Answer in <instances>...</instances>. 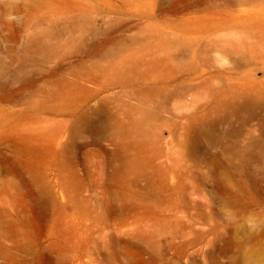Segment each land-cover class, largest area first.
<instances>
[{
  "label": "rangeland",
  "instance_id": "1",
  "mask_svg": "<svg viewBox=\"0 0 264 264\" xmlns=\"http://www.w3.org/2000/svg\"><path fill=\"white\" fill-rule=\"evenodd\" d=\"M0 264H264V0H0Z\"/></svg>",
  "mask_w": 264,
  "mask_h": 264
},
{
  "label": "bare ground",
  "instance_id": "2",
  "mask_svg": "<svg viewBox=\"0 0 264 264\" xmlns=\"http://www.w3.org/2000/svg\"><path fill=\"white\" fill-rule=\"evenodd\" d=\"M133 167H134V169L138 170L135 166H133ZM136 170L132 169L133 172H136ZM2 229L4 230V232L6 233V235L8 237H12L13 238V248L14 249H16V250H18V251H20L21 253H24V254H31L33 252V248H32V246L30 244H22V243H28L29 238H28L27 233L23 230V227L21 225H10L6 221H4V223L2 224ZM159 234L161 235V233H159ZM1 254H2V256H3V258L5 260H8L10 262H15V258H14L13 254H12V251L10 249H4Z\"/></svg>",
  "mask_w": 264,
  "mask_h": 264
}]
</instances>
